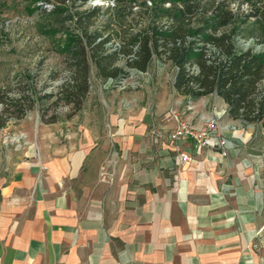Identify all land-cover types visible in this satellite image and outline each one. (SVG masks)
Listing matches in <instances>:
<instances>
[{
  "label": "crops",
  "instance_id": "0c3cea01",
  "mask_svg": "<svg viewBox=\"0 0 264 264\" xmlns=\"http://www.w3.org/2000/svg\"><path fill=\"white\" fill-rule=\"evenodd\" d=\"M146 110L113 119L100 146L1 152L0 264H264V169L252 182L183 138L172 182L173 147L152 148Z\"/></svg>",
  "mask_w": 264,
  "mask_h": 264
},
{
  "label": "rangeland",
  "instance_id": "374dc122",
  "mask_svg": "<svg viewBox=\"0 0 264 264\" xmlns=\"http://www.w3.org/2000/svg\"><path fill=\"white\" fill-rule=\"evenodd\" d=\"M92 1L0 0V90L11 98L20 99L21 106L26 108L21 118L10 117L9 113L16 109L15 106L2 116L7 121L4 127H0V164L2 151L18 147H32L38 156L42 143L50 148L53 144L71 147L77 145L80 139L90 137L93 146H100L102 137L105 141L106 136L115 134L113 119L126 118L130 110L141 104L147 107L146 118L151 120L149 134L152 148L163 143L173 147H165L172 154L168 156H173L172 167L176 168L172 182L176 181L181 168V164L177 163V152L185 146L183 138L176 144L177 149L168 143L175 126L170 116L172 111L183 120L198 125L200 116L215 118L217 143L211 147L197 148L189 139L192 147L187 146V149L196 154L204 153V157L217 160L218 164L231 158L235 168H251L252 174L247 176L250 181H261L264 128L256 122L230 118L223 111L227 108L226 103L215 94L198 99L173 94L176 68L167 60L161 41L152 53L146 72L134 78L137 80L135 87L127 85L131 79L104 87L107 77L100 75L95 63L88 58V90L79 106L66 104L64 99L58 98L60 84L72 77V60L67 50L72 45V37H84L85 31L98 32L95 43L103 42L98 54L116 53L113 66L121 68L118 76L122 79L129 76L127 71L133 68L129 65L131 51L128 49L132 50L134 43L131 44L129 36L152 25L167 28L171 22L152 13L153 2L157 0H99L97 4ZM198 2V11L189 20L191 27L200 22V9L210 5L207 0ZM116 3L118 5L115 7ZM226 3L236 15H248L254 11V5L261 4V0H226ZM255 19L249 16L247 21L241 23L237 17L235 21L220 27L216 34L230 31L235 26L233 41L237 51L244 47L238 41L239 37H253L264 44L259 31H256ZM190 39L193 38L187 36V40ZM206 42L200 41L197 45L203 47ZM83 43L86 44L85 39ZM209 43L212 48L208 52L204 50L208 62L222 60V48ZM93 44L85 45L89 54ZM160 104H163L162 109L158 107ZM28 105L31 107L27 108ZM168 123L174 125L168 126ZM222 140H226L228 146L220 144ZM107 150L112 153L113 144ZM151 151L149 160L155 162L156 152L154 149Z\"/></svg>",
  "mask_w": 264,
  "mask_h": 264
},
{
  "label": "trees",
  "instance_id": "16d2710c",
  "mask_svg": "<svg viewBox=\"0 0 264 264\" xmlns=\"http://www.w3.org/2000/svg\"><path fill=\"white\" fill-rule=\"evenodd\" d=\"M85 1V0H81ZM207 0L210 5L200 9V22L191 27L189 20L198 11V0H157L153 2L152 13L156 17L171 20L167 28L152 25L149 29L133 33L129 36L131 44L138 43L136 58L129 65L145 70L157 49L159 41L164 45V53L176 68L173 87L179 95L198 99L202 96L215 94L227 105V114L232 119L259 123L264 128V52L253 53L251 50L237 51L233 41L236 28L216 34V31L239 17L240 22L254 16L256 31L264 42V0L261 6L254 5V11L248 15L235 14L227 7L226 0ZM165 3H168L166 5ZM118 3L114 4L116 7ZM55 12V11H53ZM241 15V16H240ZM256 31L254 33H256ZM83 36L72 37V45L67 47L72 60V77L60 84L58 98L66 104L79 106L88 90V58L95 63L103 77H117L121 71L113 66L116 53L98 54L103 42H96L98 32L85 31ZM187 36L193 39L187 40ZM93 44L89 54L83 43ZM210 41L222 48L224 58L217 62L205 57V51L197 42ZM261 41V40H260ZM128 51H131L128 49ZM196 65L197 72H190L188 66ZM15 103L12 105V103ZM0 127L6 125L7 119L2 116L16 109L10 117L21 118L25 107L20 99L11 98L0 90ZM28 105L27 108H30Z\"/></svg>",
  "mask_w": 264,
  "mask_h": 264
},
{
  "label": "built area",
  "instance_id": "2783aa9c",
  "mask_svg": "<svg viewBox=\"0 0 264 264\" xmlns=\"http://www.w3.org/2000/svg\"><path fill=\"white\" fill-rule=\"evenodd\" d=\"M242 44L243 49L242 50H251L253 53H259L264 52V44L261 42H258L253 37H247V38H240L239 40ZM203 45V44H202ZM204 50L206 52L209 51V49L212 48L211 43L206 42L204 44ZM131 54H129L130 60L136 58V51L138 50V43H134L131 46ZM188 69L190 72H197L198 68L196 65L188 66ZM129 76H125L124 78L117 77H107L104 82V87H108L111 84H121L123 81H127L129 79L130 82L127 84L131 87H135L137 85V80L134 78L138 75H142L146 72V70H140L137 68H129L127 71ZM125 87V86H120ZM223 111L227 113V108H225ZM170 116L175 121V126L173 131L171 132L168 143L172 144L174 148L177 149L176 144L179 140L182 138H188L192 141L193 145H195L197 148H205V147H211L214 146L217 142V134H216V119L211 116H200V124H192L182 119L181 116H179L175 111L170 112ZM220 144H224L225 146H228L226 140H222L219 142ZM190 160L189 154L187 151L179 150L177 152V163L179 164H185Z\"/></svg>",
  "mask_w": 264,
  "mask_h": 264
},
{
  "label": "water",
  "instance_id": "95a60500",
  "mask_svg": "<svg viewBox=\"0 0 264 264\" xmlns=\"http://www.w3.org/2000/svg\"><path fill=\"white\" fill-rule=\"evenodd\" d=\"M92 3L97 4V3H99V0H94V1H92Z\"/></svg>",
  "mask_w": 264,
  "mask_h": 264
}]
</instances>
